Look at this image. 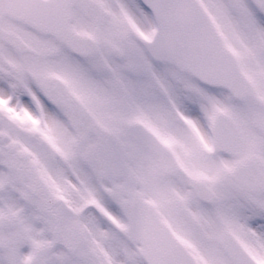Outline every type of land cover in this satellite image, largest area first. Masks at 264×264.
<instances>
[{
  "label": "snow or ice",
  "instance_id": "1",
  "mask_svg": "<svg viewBox=\"0 0 264 264\" xmlns=\"http://www.w3.org/2000/svg\"><path fill=\"white\" fill-rule=\"evenodd\" d=\"M0 264H264V0H0Z\"/></svg>",
  "mask_w": 264,
  "mask_h": 264
}]
</instances>
